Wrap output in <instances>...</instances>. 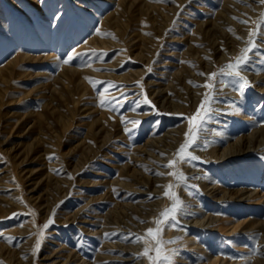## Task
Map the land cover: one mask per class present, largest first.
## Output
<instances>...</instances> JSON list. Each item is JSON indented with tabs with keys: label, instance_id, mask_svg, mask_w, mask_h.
<instances>
[{
	"label": "rangeland",
	"instance_id": "374dc122",
	"mask_svg": "<svg viewBox=\"0 0 264 264\" xmlns=\"http://www.w3.org/2000/svg\"><path fill=\"white\" fill-rule=\"evenodd\" d=\"M223 3L224 0H0V193L14 200V204L7 201L0 204V241L11 248L7 254L0 248V264H17L21 257L30 264H50L56 255L71 249L79 258L90 257L95 261L106 238L135 240L139 232L131 231L128 236L127 230L117 228L106 234L92 231L101 228V218L113 204L101 195L110 179L119 175L122 164L131 158L133 148L144 145L151 134L172 137L169 139L172 146L184 142L195 109L188 93L190 79L184 75V68L189 67L190 58L194 59L196 50L192 42L215 38L201 24L210 23ZM164 5L178 8L173 22L162 31L153 15ZM262 38L264 26L255 38L260 47L250 54L245 66L264 73ZM145 40L147 46L157 49L150 64L140 52ZM70 55L73 59L65 64ZM166 58L173 60L172 63L165 62ZM228 62L217 60L216 63L220 69ZM198 65L199 72H219H208L207 64ZM138 70L143 72L139 74ZM117 76L125 78L119 80ZM155 79V83L147 85L146 80ZM247 81V86L241 88L239 77L218 76L215 91L210 89V94L215 96L214 111L194 147L210 150L215 145L217 155L233 138L264 123V81L256 84ZM200 83L196 85H204ZM159 85L173 87L165 89L181 96L186 105L177 108L156 101L150 91ZM232 90L240 95L235 96ZM104 97L114 99L101 105ZM145 98L151 103H145ZM131 120H139V126L133 128ZM106 136L111 139L103 153L74 174V164L90 158L93 155L90 147L102 143ZM38 137L42 142L38 143L35 154L25 162H15L12 151H27L26 147ZM194 155L200 159L190 163L203 165L211 181L234 190L246 185L260 191L259 196L264 193V148L256 154L249 152L225 159L208 160ZM57 158L61 162L54 170L74 176L77 183L65 197L51 190L49 202L55 206L46 219L28 200L21 170L42 171L47 161ZM171 179L174 185L183 184L187 194L191 193L200 203L190 208L179 196L183 206L178 214L200 217L210 211L221 217V228H212L186 225L175 214L171 223L187 228L189 236L186 240L163 236L164 248L172 255L174 264L206 261L204 251L196 248L198 243L211 253L226 256L229 260L224 264H264V200L258 201L259 196L215 198L202 186L192 188L188 180L185 184L175 176ZM45 188L38 187L34 193L37 195ZM176 190L175 187L173 191ZM123 194L122 190L118 195ZM128 194V198L138 197ZM91 197L94 199L81 210L78 219L62 220ZM6 208L9 209L4 213ZM49 219L53 222L44 228ZM239 222L256 225V232L228 230ZM111 249L113 253L118 251ZM132 253L128 251L127 255L134 260ZM111 259L98 262L120 264L118 259Z\"/></svg>",
	"mask_w": 264,
	"mask_h": 264
},
{
	"label": "bare ground",
	"instance_id": "6f19581e",
	"mask_svg": "<svg viewBox=\"0 0 264 264\" xmlns=\"http://www.w3.org/2000/svg\"><path fill=\"white\" fill-rule=\"evenodd\" d=\"M177 8V5H164L156 10L157 13H154L153 17L157 21V24L162 31L170 23L173 22L175 18V11L177 10ZM263 10L264 4L259 3V0H224L219 13L216 14L213 20L210 23L205 22L204 24H201L203 30L214 33L215 38L214 36L212 39H208L205 37L206 39H199L192 42L191 46L196 50L194 59L190 58L189 67L184 68V75L186 74V78L190 79V81L193 79L195 82L190 84L188 91V93L191 94V98L193 99L195 104L193 115L196 114L202 100L204 99V94H210V89L203 87V85L196 86L197 82H202L205 84V82L209 79V83H217L216 79L212 80L206 75L199 74L204 72L198 71V68H201L198 63H204L205 65L207 64L208 72L212 70L218 71L219 67L216 63L217 60L227 62L238 56L249 38V30L253 29L254 23H251V20H255L258 16H260ZM244 20L249 21V23H242V21ZM229 29H232L233 31H230ZM237 30H239V32H237ZM238 37L242 39H238ZM147 43L148 41L145 40L143 43V47L140 49V52L146 55V57L148 58L146 62L150 64L152 63V59L155 56V51L157 49L150 48L149 46H147ZM165 60V62L170 63H172L173 61L168 60V58H166ZM137 72L140 74L141 72H143V70H138ZM96 74L101 73L96 72ZM241 74L246 77L247 80H250L255 84L258 81H264V73L259 72L256 69L244 66V70ZM117 78L119 80H122L125 77L117 76ZM155 82L156 79L149 81L146 80L147 85ZM160 87V85L159 87H153L150 91L156 101H162L161 103L163 105L169 103L171 106H176L177 108H181L183 105H186L185 103H183V98L181 96H174L172 95V93H169L165 89L168 88L170 90L173 89V87H170L169 85L161 88ZM262 89L264 90V86L262 87ZM232 92V94H234L235 96L240 95L239 92H235V90H232ZM218 104L224 105L223 103ZM229 106L232 108L234 105ZM233 111H235V109ZM166 138L163 136L159 137L151 134L145 141L144 145L133 148L131 158L129 160H126L122 164L119 175L110 179L107 189L101 195L107 200H112L113 204L111 208L103 214V218H101V228L92 229L94 233L96 232L106 234L114 231L115 228H117L127 230V233L125 235L128 236L131 235V231L134 233L139 232V234H142V236H144L145 233L143 232L146 228L156 227V224L154 223L155 219L158 218L161 211H163L167 207H170L172 203V200L169 197H165L163 195L165 188L161 186H166L169 183H172L171 175H167L170 169L166 168L165 165L173 157V154L179 147V144H175L174 146H172L171 140L169 141V139H171L172 137L167 136ZM109 139H111V136H106L104 137L102 143L92 145L90 148L93 152V155L90 158H85L82 163H75L73 166V173H79L80 170H82L83 166L87 164V162H89L96 155L103 153L106 142ZM41 142L42 138L38 137L35 140V143L26 147L27 151H12L14 153L13 158L15 162L21 163L27 161L31 155L35 154L38 149V143ZM262 148H264V123H261L258 126L254 127V129H252L247 134H240L236 138H233V140L229 142V144L224 146L222 148V151H219L217 155L215 145L214 148L210 150H208L207 148H202L201 146H193V148L191 147L189 151L194 154L202 155L209 160L213 157H216L217 159H225L230 156L249 152H253L256 154V152ZM162 153L164 155H162ZM47 162H49L47 167H43L42 171H40L39 168H33L26 171L21 170V176L26 180L28 200L30 201L32 206L43 213V217L46 219L49 218L50 213L52 212V210H54L55 206L54 202H49L50 195L54 193L58 194L61 197H65L75 189V184L77 183V180L74 176L67 175L63 172H56L54 170V166L61 162L60 158H57L55 161ZM177 167L188 178L189 184L202 186L205 191H210V194H212V196H214L215 198L230 197L239 199H251L254 196H259L258 194L260 193V191L254 188L252 189V187L249 188L246 185L236 187L237 190H234L230 189L229 187L222 186L220 182L217 183L211 181L209 177L206 176L205 167L203 165L194 166L192 165V163L188 162L179 163ZM158 173H165V175H158ZM85 182L88 183L90 181L85 180ZM175 185H177L176 188L178 190H176V193H178V195L183 198L186 206L190 208L200 206V203L198 202L199 200L197 201V199L192 194H187L186 188L183 187V184L176 182ZM41 186H46V188L36 195L34 193V190ZM52 189L54 191L53 193L51 191ZM122 190L124 191V194L119 197L118 194ZM128 193L136 194L138 197L136 199H132L130 197V199L128 198ZM93 199L94 197H91L83 205H80V207H77L72 212H70L68 217H64V219L62 220L74 221L78 219L80 217L81 210ZM260 200H264V193L259 196L258 201ZM5 201H7V204H14L13 198H7L5 195L0 193V204ZM194 203L197 205H194ZM8 209L9 208H6V210H4V213H7ZM110 214L113 215V218L107 219L106 217H109ZM176 215H178L179 219L182 220L186 225L199 224L205 227L221 228L219 222L221 217L215 215L210 211L203 213L200 217L197 216V214H194V216H187L184 214L180 215L176 213ZM142 221H146V223ZM161 227H163L162 238L164 235L166 236L168 234L167 236H176L177 239H179L180 237H184V240H186L189 236L187 235V228L183 227L182 225L181 227L165 225H162ZM237 229L253 230L256 232L257 227L256 225L241 224L239 222L232 225V227L228 230L232 232ZM178 233L181 236L178 235ZM126 239L127 238H122L119 240L109 239L110 241H108V239L106 238V242H104L105 244L103 248L99 249L100 252L97 255L99 259L95 261H92L90 257L79 258V256L76 255L75 252L71 249V251L66 250V252L60 253L59 256L56 255L53 258V262L50 264H99L98 261L105 258L118 259L120 264H152V261H150L147 257L139 255L144 251V248L146 246L152 249L155 248V243L151 238L145 237L144 242H135V240L129 241ZM193 245H195V243ZM0 248L2 250H5L4 254H7L9 253V251H11V248L1 241ZM110 248H118V251L116 253H113L112 249L109 250ZM196 248L204 251V253L207 255V260H199L194 263L189 262L188 264H224L229 260L222 254H215L214 252L211 253L210 251H207L206 247L204 245L201 246L199 243L196 245ZM128 251L133 252L132 255L135 256L134 260L131 259L132 256L127 255ZM256 258H259V256H256ZM129 260H131V262H129ZM230 261L231 263H233L234 259H231ZM17 264H30V262L24 260L21 257L17 261Z\"/></svg>",
	"mask_w": 264,
	"mask_h": 264
},
{
	"label": "snow or ice",
	"instance_id": "6c2138e0",
	"mask_svg": "<svg viewBox=\"0 0 264 264\" xmlns=\"http://www.w3.org/2000/svg\"><path fill=\"white\" fill-rule=\"evenodd\" d=\"M259 3L264 4V0H259ZM244 24H248L249 21L244 20L242 21ZM256 24L255 29L249 30V38L246 42V46L241 49L240 54L234 58V60H230L226 65L221 67L219 69V72H211V73H199L200 75H206L210 79L215 80L218 78V76H229V77H239L240 80V87L243 88L247 86L248 81L247 78L242 76L241 73L244 70V66L248 64L250 60V54L253 53L256 49L260 47V45H257L255 42V38L257 35L260 34L261 27L264 26V15H261L258 21L254 22ZM230 31H233L232 29H229ZM238 39H242L238 37ZM76 55H80V53H76ZM73 59V56H69L66 60H64V63L67 64ZM139 83V82H137ZM190 83H195L190 81ZM221 84H223L222 81H220ZM114 86V85H112ZM200 86V85H196ZM203 87L212 89L215 91V84L214 83H205ZM114 99L110 97H104L101 99L100 103L103 105L107 100ZM215 99V96L205 93L204 99L202 100L196 114H194L192 117H190V121H192V126L189 128L188 132L185 133V140L183 143L179 145L176 152L173 154V157L168 161V163L165 165L166 168L170 169V171L167 173V175L175 176L176 180L178 182H184L187 183L188 178L184 175V173L177 167L179 163H188L193 160H199L200 157L194 155L189 149L197 144V142L200 139V134L205 130L204 125L207 120L211 119V114L214 111L212 108V101ZM145 103H151L145 98ZM129 123L132 124V127H138L140 124L139 120H131ZM126 131H132V129L126 128ZM162 155H164L162 153ZM158 175H165V173H158ZM177 185H174L172 183H169L166 186H161L165 188V191L163 195L165 197H169L172 200V203L170 207L165 208L163 211L160 212L158 218L155 219L154 223L156 224L155 228H148L145 231V235H135V242H144L145 237L151 238L155 243V248H149L145 247L144 251L140 253V256L147 257L150 261H152V264H174L173 257L171 254H169L165 248L164 244L165 241L162 238L163 233V227L165 226H173L175 227V224H172L171 221L175 220V214L177 211L183 206V201L180 199L178 193L173 191V189ZM190 187L195 188V185H190ZM191 194V193H190ZM53 221L49 219L43 225L44 228H47ZM145 222L146 221H142ZM39 247V244L37 245V249ZM154 255L150 254L153 253Z\"/></svg>",
	"mask_w": 264,
	"mask_h": 264
}]
</instances>
